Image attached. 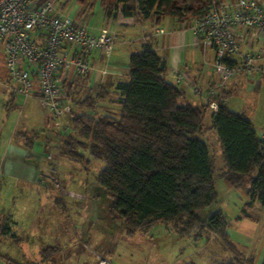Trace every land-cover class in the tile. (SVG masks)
Masks as SVG:
<instances>
[{
  "label": "trees",
  "instance_id": "obj_1",
  "mask_svg": "<svg viewBox=\"0 0 264 264\" xmlns=\"http://www.w3.org/2000/svg\"><path fill=\"white\" fill-rule=\"evenodd\" d=\"M74 1L81 13L98 2L106 17L119 13L153 17L157 22L164 17L192 21L210 5L209 0ZM127 68L126 79L113 90L119 96L118 117L74 114L73 135L63 137L65 156L82 163L85 156L79 149L87 148L104 162L96 182L110 196L108 214L122 221L127 236L146 232L158 222L182 236L200 238L212 233L233 253L225 264H254L230 240L227 217L221 210L205 219L196 213L216 200L214 160L197 136L204 129L207 104L184 102L183 90L165 78V60L148 45L130 54ZM104 94L97 90L76 103L93 107ZM210 118L209 127L216 131L226 163L217 176L233 188H246L250 201L264 206V141L243 113L223 101ZM57 252L56 247H45L40 260L49 261Z\"/></svg>",
  "mask_w": 264,
  "mask_h": 264
},
{
  "label": "rangeland",
  "instance_id": "obj_2",
  "mask_svg": "<svg viewBox=\"0 0 264 264\" xmlns=\"http://www.w3.org/2000/svg\"><path fill=\"white\" fill-rule=\"evenodd\" d=\"M53 1L62 13L79 20L90 30L101 24L102 8L98 2L81 13L74 0ZM138 32L139 29L128 32L125 37L132 39ZM0 71L7 76L2 57H0ZM90 73L76 75L74 82L67 83L64 91L62 90V94L66 91L69 93L70 113L59 119L52 118L48 126L37 129L40 141L45 142L47 136H53V139L46 142L47 150L52 151L53 154L51 153L48 159L45 151L40 166V176L45 180V186L34 182H17L11 177L0 174V264H14L6 262L5 256L16 264L38 261L39 250L42 246H46L47 242L49 244L58 242L66 251L63 252L64 255L69 256L68 253H71L76 246L71 245L69 240L60 238L62 233L68 231L79 232L81 235L90 234L93 242L91 246L99 248L105 258L110 256L112 264L227 263L233 253L212 233L207 234L208 238L206 235L200 238L182 236L174 230L166 229L163 223L158 222L146 232L138 231L133 236H127L120 219L108 221L107 208L111 199L96 182V175L104 166V162L91 156L87 148L79 149L85 156V161L82 163L69 160L61 147L57 151L58 145L55 141L57 133L61 131L59 135L61 139L64 135H73L70 122L74 114H107L112 117L119 115V105L115 102L117 97L112 93L104 102H98L93 107L78 106L74 103L83 99L88 93L95 95V89L84 86L88 77L92 76ZM7 79L5 84L9 85ZM89 82L91 87L94 86V79H90ZM176 86L181 87L179 84ZM263 87L260 90L238 88L230 96L229 102L231 109L243 113L246 118L255 115L256 122L263 126L260 130H264ZM31 97L28 98H35ZM17 98H20L17 99L18 107H10L6 104L9 99L8 92L4 95L0 93V141L9 135L12 127L26 112L23 110V101L26 99L19 94ZM34 101L43 113L49 114L36 98ZM203 124L204 129L197 136L206 144L214 160L213 180L216 200L197 210L196 213L201 219H205L210 213L219 209L225 213L231 224L236 223L248 234L254 233L256 240L261 242L264 234V211L252 205L246 188H233L224 178L217 176V172L226 168V163L216 131L209 127L210 112H206ZM259 128L256 129L258 135L261 132ZM22 139V137H14V140ZM40 144L36 142L35 147L39 149ZM57 157L60 158V162L56 161ZM51 170H54L55 178L49 176ZM56 198H62L63 206L57 207ZM243 214L250 216V224L236 221L237 215ZM253 225L255 227H252ZM8 231L16 233L20 240L13 242L12 237L8 236ZM239 249L247 252L243 245H240ZM26 251L29 254H26Z\"/></svg>",
  "mask_w": 264,
  "mask_h": 264
},
{
  "label": "built area",
  "instance_id": "obj_3",
  "mask_svg": "<svg viewBox=\"0 0 264 264\" xmlns=\"http://www.w3.org/2000/svg\"><path fill=\"white\" fill-rule=\"evenodd\" d=\"M209 1L208 10L192 19L190 29L214 51L205 103L216 109L219 101L225 102L221 91L226 82L239 75L253 78L264 71L261 49L241 50L248 31L264 45V0ZM115 37L106 28L93 32L62 13L53 0H0V55L10 90L24 99L34 96L54 119L71 111L67 94H62L65 84L93 69L92 51L108 57ZM99 71L108 72L106 68ZM183 77L176 75V82ZM193 91L200 92L198 87ZM211 96L216 99L211 101ZM259 138L264 141V131ZM98 260L108 264L103 258Z\"/></svg>",
  "mask_w": 264,
  "mask_h": 264
},
{
  "label": "crops",
  "instance_id": "obj_4",
  "mask_svg": "<svg viewBox=\"0 0 264 264\" xmlns=\"http://www.w3.org/2000/svg\"><path fill=\"white\" fill-rule=\"evenodd\" d=\"M101 12V24L95 27V29L92 31L98 32L100 29L106 28L113 31L116 37L111 53L108 57H105L100 51L97 50L92 51L90 55L89 62L93 66V69L87 73L92 72L90 73L92 76L88 77L89 79H87L84 86L89 89H95L96 91L99 90L103 94L105 90L108 91V93L104 94V98L98 99L96 103L104 102L105 98L111 93L115 94L117 98L119 97L118 94L113 91L115 84L126 79L128 72L127 65L130 54L141 50L145 45H148L165 60V78L175 85H181V87H177L181 88L184 92V102H188L195 106L205 103L206 91L213 75L212 63L214 59V51L211 47L197 40L190 29L191 21H177L170 17H164L157 22L153 17H124L119 13L110 18L106 17L103 11ZM136 29H139V32L135 33L137 36L133 37L132 39L125 37L128 32L130 33L131 31H136ZM159 29H162L163 31L159 32ZM260 49L264 55V45L257 41L252 32L248 31L241 40L242 52H256ZM262 63L264 64V58ZM104 68H106L108 72L102 74L99 70ZM178 74H184L185 77H183V79H181L179 82H176V75ZM4 75L6 74H2V71H0V93L4 95L6 92H8L9 99L7 100L6 104L7 106L16 108L18 107L19 103V101L17 103V95L13 94L9 85L5 84L7 76ZM74 79L75 77L71 83L74 82ZM90 79H94V86L92 87L91 83L89 82ZM263 86L264 71L253 78L240 76L239 78L231 79L223 85L221 93H223L225 97V104H227V106L231 109L229 106L230 96L235 92V90L238 88H244L243 90H260V88ZM194 87H198L200 92L195 93L193 91ZM65 93L67 94V91ZM30 98H26V100L23 101V110L26 111L25 114L21 115V119L15 123V125L12 127V130H10L9 135H7L5 138H2L0 141V174L11 177L17 182H34L35 184L38 183L41 186H45L46 182L44 179H41L40 176V166L43 153L45 151H47L46 158L48 159L51 153L53 154L52 151L49 152V150H47L46 144L49 139H53V136H47L45 138V142L40 141L38 138L37 129L38 127L44 128L45 126H48L50 124L49 120H52V117L50 114L43 113V111L34 101L35 98ZM215 99V96H211L210 100L213 101ZM74 103L77 104L76 101ZM206 104L208 106L207 112L215 110L213 105L208 103ZM77 105L80 106L79 104ZM23 113L24 112H22V114ZM248 119L251 121L256 134L257 128L260 127L259 130L263 129L261 128L263 126L256 122L255 115ZM260 131L262 132L264 130ZM60 133L61 131H59L57 133L58 136L55 137V141L58 145L57 151L59 147L62 148L63 143V138L61 139V136H59L61 135ZM15 136L22 137L23 139L14 140ZM36 142L41 143L39 149L35 147ZM56 161L60 162V158L58 159L57 157ZM49 176H53L52 178H55L54 170L50 171ZM55 203L59 208L63 206L64 202L62 198H56ZM252 205L256 206L257 208H261V210L264 211V206H262L257 200H253ZM108 221H112L110 215ZM227 221L228 226L226 232L239 253L244 257L252 258L254 264H261L264 259V234L261 242H259L253 235L254 233L248 234L241 227L236 225V223L231 224L228 218ZM236 221L238 223L241 222L242 224H250L249 222L251 221V218L246 214L237 215ZM121 225H123L122 221ZM165 227L168 229L166 225ZM252 227L255 226L253 225ZM7 233L8 236L12 237L13 242L20 240L16 233H13L12 231H8ZM62 234L63 235H61L60 238L63 240H69L68 242L71 245L73 244L76 246V248L71 251V253H68L70 254L69 256L64 255L63 252L66 251L58 242H52V244L47 242L46 246H42L40 248L39 254L45 247H56L58 252L54 258L49 261H41L39 258L38 261L33 262H36L37 264H98V257H100L105 259L108 264H112L110 256L105 258L103 256L104 254L101 255L102 253L100 252L99 248L91 246L93 242L92 238H90V234L81 235L79 232L73 233L72 231ZM240 245H243L247 249V252H242L239 249ZM26 254H29V252ZM5 261L16 264V262H13V260L7 256H5Z\"/></svg>",
  "mask_w": 264,
  "mask_h": 264
}]
</instances>
